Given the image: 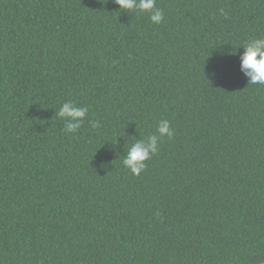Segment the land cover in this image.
Wrapping results in <instances>:
<instances>
[{"label":"trees","instance_id":"trees-1","mask_svg":"<svg viewBox=\"0 0 264 264\" xmlns=\"http://www.w3.org/2000/svg\"><path fill=\"white\" fill-rule=\"evenodd\" d=\"M156 5L160 24L113 0H0V264H264V85L239 66L264 0ZM67 100L89 108L75 136ZM165 118L131 174L127 145Z\"/></svg>","mask_w":264,"mask_h":264},{"label":"clouds","instance_id":"clouds-1","mask_svg":"<svg viewBox=\"0 0 264 264\" xmlns=\"http://www.w3.org/2000/svg\"><path fill=\"white\" fill-rule=\"evenodd\" d=\"M120 10L135 11L147 14L151 23L160 24L164 21V11L156 5V0H113ZM218 13L225 18L228 13L223 9H218ZM239 46L243 51L239 53V66L241 72L248 78V84L264 85V36L254 37L243 41ZM236 54V49L231 52ZM89 108L77 106L73 100H67L59 107L56 115L63 120L65 134L75 136L78 129L88 117ZM92 128L100 126L99 121L89 120ZM174 129L168 119L158 121L154 133L146 137H140L127 145L126 154L122 160L123 166L131 174L139 175L145 168V161L159 152V145L164 137L171 138Z\"/></svg>","mask_w":264,"mask_h":264}]
</instances>
